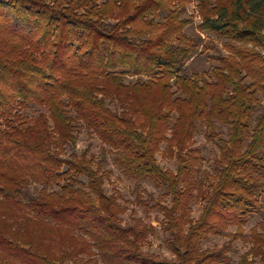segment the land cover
<instances>
[{
    "label": "trees",
    "instance_id": "16d2710c",
    "mask_svg": "<svg viewBox=\"0 0 264 264\" xmlns=\"http://www.w3.org/2000/svg\"><path fill=\"white\" fill-rule=\"evenodd\" d=\"M192 1L0 0V264H264V220L244 234L264 208V0H194L189 36ZM197 56L207 71L189 72ZM83 127L101 156L79 152ZM108 153L137 188L166 190L172 257L106 192ZM230 227L250 243L237 261L230 243L204 246Z\"/></svg>",
    "mask_w": 264,
    "mask_h": 264
},
{
    "label": "rangeland",
    "instance_id": "374dc122",
    "mask_svg": "<svg viewBox=\"0 0 264 264\" xmlns=\"http://www.w3.org/2000/svg\"><path fill=\"white\" fill-rule=\"evenodd\" d=\"M187 15H194V22L185 29V33L189 36H194L197 32V24L200 22V17L197 15L196 2L193 0L187 8ZM206 40L209 38L217 40L212 34H206ZM220 47V41L217 40ZM211 62L205 56H197L190 61L188 70L207 71ZM128 80H135V77H129ZM38 112L37 107H30L21 113L29 117L36 115ZM195 146L198 147L204 157V167L212 170L213 160L219 154V148L216 141L209 140L205 134L204 129L199 130L195 137ZM90 148V153L96 156H101L102 143L96 137L92 136L88 129L83 127L78 141L79 152ZM164 149V145L161 150ZM108 167L113 170V175L105 182V190L111 194L117 192L119 195L120 203L125 207V212L122 215L125 222H129L134 216L141 217L145 222L153 224L156 227V233L150 237V244L146 245L145 249L156 252L161 256L172 257L168 251L165 243V235L160 229V220L162 219V211L160 210L158 203H169L170 198L166 195L165 189H158L151 182H143L137 188L138 181L132 180L124 176L114 163V155L108 153ZM157 158L160 164L166 168L175 169L176 162L174 159L163 157L159 152ZM264 205V197H263ZM201 211V204H193V217H197ZM264 220V208L261 212L254 214V216L244 226V234L248 235L251 229L260 224ZM235 228L230 227L223 235H212L205 242L204 246L212 247L215 245L221 246L226 243L231 244L230 254L235 261H237L243 253L250 248V243L241 239L234 240L229 233L234 232ZM89 264H94L90 262ZM102 264V263H97Z\"/></svg>",
    "mask_w": 264,
    "mask_h": 264
}]
</instances>
